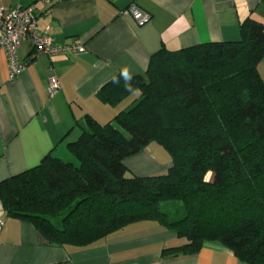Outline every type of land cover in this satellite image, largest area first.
<instances>
[{"label":"trees","instance_id":"obj_1","mask_svg":"<svg viewBox=\"0 0 264 264\" xmlns=\"http://www.w3.org/2000/svg\"><path fill=\"white\" fill-rule=\"evenodd\" d=\"M239 28L237 40L161 48L143 75L106 83L111 105L138 94L107 123L87 117L66 145L78 165L49 153L0 181L6 214L55 246L86 247L152 220L184 240L164 257L219 243L264 264V24L247 18ZM151 142L169 154L165 173L126 176L124 160ZM174 201L182 216L170 220L162 205Z\"/></svg>","mask_w":264,"mask_h":264},{"label":"crops","instance_id":"obj_2","mask_svg":"<svg viewBox=\"0 0 264 264\" xmlns=\"http://www.w3.org/2000/svg\"><path fill=\"white\" fill-rule=\"evenodd\" d=\"M33 2L0 0V5L14 9ZM130 4L149 13L150 21L138 26L123 15ZM36 18L38 28L48 27L55 43L80 39L84 51L40 54L9 81L0 49V181L38 165L49 153L75 164L66 145L86 128L87 117L107 123L138 94L111 105L100 95L106 83L119 74L143 75L150 56L161 48L239 39L245 19L264 24V0H56L49 7L37 4ZM31 50L30 41L22 39L17 61L24 62ZM257 69L264 80V60ZM51 75L59 89L49 97ZM145 148L124 160L131 174L166 171L170 157L161 162ZM0 219V264H244L219 243H205L194 254L164 257V248L184 240L152 220L130 223L78 248L48 244L30 222L8 216L1 204Z\"/></svg>","mask_w":264,"mask_h":264},{"label":"built area","instance_id":"obj_3","mask_svg":"<svg viewBox=\"0 0 264 264\" xmlns=\"http://www.w3.org/2000/svg\"><path fill=\"white\" fill-rule=\"evenodd\" d=\"M56 0H35V2L14 9L0 5V49L5 53L8 66V80L13 81L25 69L27 64L40 54H79L84 51V44L80 39L65 44H57L49 35V28L39 29L36 10L37 4L49 7ZM123 15H130L138 26L150 21L149 13L134 4L121 11ZM22 39L30 41L32 50L24 62H18L16 48ZM59 89L55 75L48 78V96L52 97ZM3 220L0 219V227Z\"/></svg>","mask_w":264,"mask_h":264},{"label":"rangeland","instance_id":"obj_4","mask_svg":"<svg viewBox=\"0 0 264 264\" xmlns=\"http://www.w3.org/2000/svg\"><path fill=\"white\" fill-rule=\"evenodd\" d=\"M121 131L125 136H127V133L124 130L121 129ZM145 150L148 153L154 155L161 162H164V160L166 161L169 158V154L167 153V151L156 142H151V144H149V146H147ZM75 164L78 165L77 161ZM162 173H165V171ZM162 173H155V174H162ZM130 175L131 172L127 169L126 176H130ZM162 210L168 214L170 220H175L182 216V208L180 202H176V201L166 202L162 205Z\"/></svg>","mask_w":264,"mask_h":264},{"label":"clouds","instance_id":"obj_5","mask_svg":"<svg viewBox=\"0 0 264 264\" xmlns=\"http://www.w3.org/2000/svg\"><path fill=\"white\" fill-rule=\"evenodd\" d=\"M125 74H127V70H125Z\"/></svg>","mask_w":264,"mask_h":264}]
</instances>
